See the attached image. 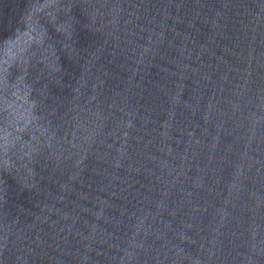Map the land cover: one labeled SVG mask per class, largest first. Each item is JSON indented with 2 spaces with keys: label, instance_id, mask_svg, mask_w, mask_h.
Returning a JSON list of instances; mask_svg holds the SVG:
<instances>
[{
  "label": "water",
  "instance_id": "1",
  "mask_svg": "<svg viewBox=\"0 0 264 264\" xmlns=\"http://www.w3.org/2000/svg\"><path fill=\"white\" fill-rule=\"evenodd\" d=\"M0 264H264V0H0Z\"/></svg>",
  "mask_w": 264,
  "mask_h": 264
}]
</instances>
